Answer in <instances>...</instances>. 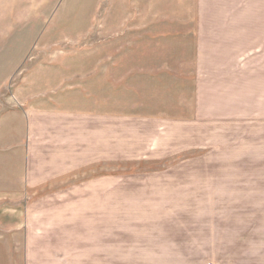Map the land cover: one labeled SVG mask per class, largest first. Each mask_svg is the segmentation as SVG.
<instances>
[{
  "label": "rangeland",
  "instance_id": "obj_1",
  "mask_svg": "<svg viewBox=\"0 0 264 264\" xmlns=\"http://www.w3.org/2000/svg\"><path fill=\"white\" fill-rule=\"evenodd\" d=\"M19 109L102 113L84 176L116 192L121 260L240 264L225 191L264 187V0H0V111ZM8 126L0 183L28 168ZM19 223L0 219V264H21Z\"/></svg>",
  "mask_w": 264,
  "mask_h": 264
},
{
  "label": "crops",
  "instance_id": "obj_2",
  "mask_svg": "<svg viewBox=\"0 0 264 264\" xmlns=\"http://www.w3.org/2000/svg\"><path fill=\"white\" fill-rule=\"evenodd\" d=\"M102 118L98 112L0 111L1 125L15 122L5 130V144L14 142V156L24 160L25 155L28 163L25 174L21 171L25 180L0 183V207L11 206L0 212V219L20 222L21 264L141 263L127 254L121 260L119 215L103 207L104 197L116 192L104 191L102 181L84 176L104 161ZM93 173L97 178L96 169ZM242 185L240 192L225 191L230 200L238 199L229 203L240 205L239 263L264 264V187ZM125 232L132 236L134 230Z\"/></svg>",
  "mask_w": 264,
  "mask_h": 264
}]
</instances>
